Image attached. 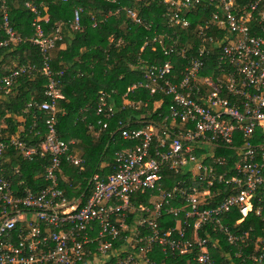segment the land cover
I'll return each instance as SVG.
<instances>
[{
    "label": "built area",
    "instance_id": "2783aa9c",
    "mask_svg": "<svg viewBox=\"0 0 264 264\" xmlns=\"http://www.w3.org/2000/svg\"><path fill=\"white\" fill-rule=\"evenodd\" d=\"M160 3L159 27L133 9L121 10L128 24L151 32L132 65L140 79L127 91L158 96L153 110L164 107L162 121L142 127L117 121L115 132L129 145L113 153L105 177L91 176L81 205L61 188L63 163H84L56 129L62 71H52L50 53L62 39L61 24L44 34L35 18L29 40L40 51L41 67L19 65L0 79L6 93L22 74L38 71L47 78L45 98L25 109L34 108L36 135L43 117L40 143L26 144L19 136L0 141V264H263L264 0ZM2 9L0 47L20 40ZM80 10L73 12L75 30ZM97 23L92 18V27ZM109 96L101 92L96 104L106 118L116 111ZM125 97L122 108L149 102ZM10 146L26 160L46 158L42 177L36 175L43 187H28L18 178L20 167L6 164ZM168 173L181 177L168 185ZM253 212L261 226L235 228Z\"/></svg>",
    "mask_w": 264,
    "mask_h": 264
},
{
    "label": "trees",
    "instance_id": "16d2710c",
    "mask_svg": "<svg viewBox=\"0 0 264 264\" xmlns=\"http://www.w3.org/2000/svg\"><path fill=\"white\" fill-rule=\"evenodd\" d=\"M2 6L20 40L0 47V79L19 65L37 64L41 67L40 51L29 40L34 35L33 22L37 16L41 18L38 23L44 34L52 33L61 24L62 39L56 42L54 53L51 55L54 49L50 53L52 71H62L59 79L63 97L56 101V129L62 140L72 142L71 151L84 159L80 167L63 163V174L67 179L61 181V188L67 198H79L81 205L91 192L88 184L91 176L99 173L101 177H105L110 172L113 153L129 145L115 132L117 121L121 120L130 127H142L149 122L162 121L158 112H163L164 107L153 110V102L158 96H149L141 89L127 91L134 81L140 79V73L134 71L132 65L135 64L144 38L151 35V32L128 24L121 8L133 9L144 22H152L153 27H159L165 7L160 0H0V40L5 37L1 29ZM76 8L81 9L80 27L77 30L72 28ZM117 9H120L118 13L107 15ZM45 15L46 19L43 18ZM92 18L98 21L96 27H92ZM197 22H201V19L193 21L192 27L186 30L188 34H193ZM110 36L113 37V42L108 40ZM118 41L121 42L117 43ZM148 55L147 50L143 56ZM10 61H16V65L12 67ZM46 82L47 78L36 71L18 76L8 93L0 88V141L19 136L26 144L40 143L45 130L43 117H40L36 129L41 135H36L30 118L34 114V108L27 112L25 109L27 103H39L45 98ZM101 92L110 93L108 100L114 102L116 111L110 118L96 113ZM125 94V98L130 101L141 99L149 102L147 106L140 104L134 108L125 105L122 108V97ZM164 101L167 103L168 98L165 97ZM18 117L22 118L21 121ZM102 121L108 122L107 128L101 127ZM4 156L7 158L6 164L20 167L22 173L18 178L28 187L39 189L45 185V180L37 179L36 175L42 177V167L48 162L46 158L34 156L32 160H26L12 146L4 151ZM167 177L169 185L181 175L168 173ZM251 224L262 225L261 220L254 217V212L241 225L235 227L230 224V227L242 229ZM221 245L228 249L224 242ZM246 252H250V249ZM217 254L221 255V252L217 251Z\"/></svg>",
    "mask_w": 264,
    "mask_h": 264
},
{
    "label": "rangeland",
    "instance_id": "374dc122",
    "mask_svg": "<svg viewBox=\"0 0 264 264\" xmlns=\"http://www.w3.org/2000/svg\"><path fill=\"white\" fill-rule=\"evenodd\" d=\"M108 40H109V41H113V37L110 36V37L108 38ZM54 51H55V49L52 51L51 55L54 53ZM10 65H11L12 67H14V66L16 65V61H10ZM9 90H10V89H9ZM9 90H8V91H9ZM8 91H7V93H8ZM17 119H18L19 121H21L22 118H21V117H18ZM2 121H3V124H4V118H2ZM79 154H80V152H79ZM104 162H105V161H104ZM103 164H104V163H103ZM64 175H65V174H64Z\"/></svg>",
    "mask_w": 264,
    "mask_h": 264
},
{
    "label": "crops",
    "instance_id": "0c3cea01",
    "mask_svg": "<svg viewBox=\"0 0 264 264\" xmlns=\"http://www.w3.org/2000/svg\"><path fill=\"white\" fill-rule=\"evenodd\" d=\"M43 18L46 19L47 18L46 15ZM62 47H64V45H62Z\"/></svg>",
    "mask_w": 264,
    "mask_h": 264
},
{
    "label": "clouds",
    "instance_id": "9594fccd",
    "mask_svg": "<svg viewBox=\"0 0 264 264\" xmlns=\"http://www.w3.org/2000/svg\"><path fill=\"white\" fill-rule=\"evenodd\" d=\"M219 262H220V260H219ZM263 264H264V261H263Z\"/></svg>",
    "mask_w": 264,
    "mask_h": 264
}]
</instances>
